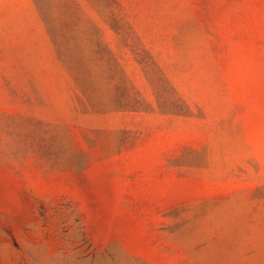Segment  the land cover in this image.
<instances>
[{"label":"rangeland","instance_id":"rangeland-1","mask_svg":"<svg viewBox=\"0 0 264 264\" xmlns=\"http://www.w3.org/2000/svg\"><path fill=\"white\" fill-rule=\"evenodd\" d=\"M0 264H264V0H0Z\"/></svg>","mask_w":264,"mask_h":264}]
</instances>
